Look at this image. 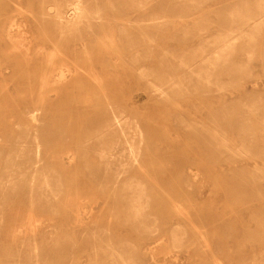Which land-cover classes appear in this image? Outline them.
Here are the masks:
<instances>
[{
  "label": "rangeland",
  "instance_id": "rangeland-1",
  "mask_svg": "<svg viewBox=\"0 0 264 264\" xmlns=\"http://www.w3.org/2000/svg\"><path fill=\"white\" fill-rule=\"evenodd\" d=\"M120 1L84 4L100 16L90 38L136 137L112 131L99 82L59 90L0 70V154L28 155L36 140L66 152L46 158L57 196L33 210L34 240L16 227L28 202L0 181V263L264 264V0ZM38 5L23 0L16 20ZM31 30L34 48L53 47ZM122 135L137 161L121 155Z\"/></svg>",
  "mask_w": 264,
  "mask_h": 264
},
{
  "label": "bare ground",
  "instance_id": "bare-ground-1",
  "mask_svg": "<svg viewBox=\"0 0 264 264\" xmlns=\"http://www.w3.org/2000/svg\"><path fill=\"white\" fill-rule=\"evenodd\" d=\"M64 1L65 3L63 2L62 5L58 0H51L50 2L38 0L39 14H33L32 18L26 17L18 22L15 11H18L23 0H0V16L5 15L9 11L5 17L0 18V62H2L0 70H2V77L10 78L11 80L19 78L20 81H23L21 80V76H23L25 83L29 86L35 83H38L40 86L51 84L59 90L67 88L86 90L89 86H93L96 82H99L97 90L100 92V100L103 107L109 112V123L106 122L112 126V131L115 130L117 133H134L133 137H136V133H140L137 122L134 121L133 125H129L130 123L128 122V124L126 121L128 118H122L113 106L115 101L111 99L108 88H110V84L114 80L107 74L106 61L99 60L100 55L96 53L93 40L90 38L95 32L96 25L98 24L96 23V19L100 17L99 14L86 10L84 0ZM110 19L111 16H108L107 21ZM33 26L43 37L45 43L53 45L48 51L44 43L37 49L31 44L32 38L38 36L31 30ZM29 32L30 34H28ZM130 34L132 35V33ZM123 37L125 36L123 35ZM128 39L125 38V41L130 40ZM131 44L129 43V46ZM122 45L124 47V43ZM80 59L83 61L80 62ZM134 59L136 60V58ZM82 62L83 64H81ZM97 71H100L101 75L97 74ZM34 118L35 116L33 115V121ZM130 128L131 130H129ZM97 129L99 130V127ZM122 138L124 144L121 146V155H125L130 162L137 161L140 150L139 145L129 135H122ZM54 152L57 154H52V148H42L39 141L36 140L34 150L28 153V155L16 149L5 154H0V181L5 179L4 184L10 190V201L16 204L27 201L29 204L26 225L23 226L22 224V226L17 225L16 227H22L20 232L28 234L33 240L36 236L37 227V219L34 218L33 210L38 206H40V209L45 210L48 202L57 196L45 172V161L49 156L60 160L66 152H57L56 150ZM116 174L118 176L120 173L117 172ZM129 186L134 188V186L128 183ZM59 192L64 194L66 198H78V191L70 190L67 187L60 188ZM38 195H40L39 202H37ZM41 196L45 198L49 196V199L41 200ZM35 258V264H39L38 255Z\"/></svg>",
  "mask_w": 264,
  "mask_h": 264
}]
</instances>
